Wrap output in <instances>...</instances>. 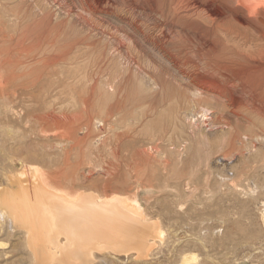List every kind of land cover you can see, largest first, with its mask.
Returning <instances> with one entry per match:
<instances>
[{
    "label": "rangeland",
    "instance_id": "obj_1",
    "mask_svg": "<svg viewBox=\"0 0 264 264\" xmlns=\"http://www.w3.org/2000/svg\"><path fill=\"white\" fill-rule=\"evenodd\" d=\"M148 3L0 0V192L25 169L138 203L161 235L95 264H264V96L229 82L264 54L222 48L203 8L173 21ZM25 231L0 216V264L35 263Z\"/></svg>",
    "mask_w": 264,
    "mask_h": 264
},
{
    "label": "bare ground",
    "instance_id": "obj_2",
    "mask_svg": "<svg viewBox=\"0 0 264 264\" xmlns=\"http://www.w3.org/2000/svg\"><path fill=\"white\" fill-rule=\"evenodd\" d=\"M98 1H100V0H98ZM147 1L150 3L149 7H151V9H153V10L155 9V5L161 4L162 5L161 15H164L167 11L168 15H171V18L173 21H178L179 19L188 20V19H190L189 18L190 17V15H189L190 11L203 8L205 11L208 12L209 17H210L209 20L211 21L212 27L209 29V31H211L212 33H216V34H218V33L223 34V37L225 36V38L228 41V42H224V44H222V48L226 49L229 42L235 44V42L238 39H240L239 41L241 43L238 45L239 48H241V47L247 48L248 47L249 49L255 50V54L256 53L258 55L264 54V8L262 10L259 9L260 5H264V0H147ZM126 2H128V1H126ZM95 4H97V3H95ZM217 4L221 5V6H233L235 9L229 8L230 10H228V12L225 13V12H223L222 9L220 10V9H217L214 7V5H217ZM100 5H102V3ZM103 8H105V7H103ZM129 8H131V7H129ZM141 8H142V6H141ZM153 10H152V12H153ZM239 10L242 12V14H240ZM128 17H129V15H128ZM198 17L200 18V15ZM206 18H208V16ZM126 19H127V17H126ZM134 19H135V17H134ZM201 21L202 20H200V22ZM98 22H99V20H98ZM202 23H205V22H202ZM137 24H140V23H137ZM118 27H120V26H118ZM150 27H152V26H150ZM106 28H107V26H106ZM248 30L252 31L251 36H248L249 35ZM126 31H125V33H126ZM183 31H181V32H183ZM148 32H151V31H148ZM109 34H110V30H109ZM169 34H170V32H169ZM173 34L175 35L176 32ZM127 35H129V34H127ZM167 36H165V37H167ZM184 40H185V37H184ZM201 41L203 42V39L200 40V42ZM239 41H238V43H239ZM198 43H199V41H198ZM189 44H191V43H189ZM201 44H203V43H201ZM193 45H195V44H193ZM196 45H197V43H196ZM235 46H237V45H234V47ZM231 47H233V46H231ZM188 48H189V46H188ZM204 48H206V47H204ZM212 48L217 49V46L216 45L212 46V44H211V49ZM197 50H195V51H197ZM213 51H215V50H213ZM251 53L249 52L248 54L250 55ZM199 54H200V52H199ZM253 54H254V51H253ZM201 57L199 56L198 58H201ZM246 58H248V57H246ZM250 58H252V57H250ZM262 60H264V58ZM260 62L259 63L257 61L252 62V60H251V64H248L243 71H240L241 73H238L232 77H229L230 84L237 85V86L240 84H244V83H245V85L250 84V85L254 86V88H256L255 90L258 93H260L261 95L264 96V63H262V62L260 63ZM190 63H192V62H190ZM192 65H194V64H192ZM214 66H216V65H214ZM210 71H211V69H210ZM220 71H222V70H220ZM199 73H198V75H199ZM207 73H208V71H207ZM212 75L214 76V74H212ZM213 76H211V77H213ZM216 77H218V75ZM204 78H205V76L203 77V80H206ZM220 78H222V77H220ZM209 79H210V77H209ZM210 80H208V81H210ZM227 81H228V79H227ZM202 83H204V82H202ZM215 83L216 82H213L212 85H214ZM209 84L210 83H208V86H209ZM163 85H164V83H163ZM198 86H197V88H198ZM216 86H217V84H216ZM164 87H165V85H164ZM217 87H219V86H217ZM213 88H214V86H213ZM213 88H212V90L214 91ZM233 88H235V86ZM239 89H241V88L239 87ZM238 91H240V90H238ZM240 92H242V91H240ZM246 92H248V91H246ZM251 94H252V92H251ZM237 96H239V95H237ZM244 97H245V95H244ZM21 163L23 164V167L29 169L28 168L29 166L26 167V166H24L23 162H21ZM37 169H38V167H37ZM29 170H31V169H29ZM26 172L27 171H25V169H23L22 171H18L17 177H12L10 179L11 184L17 183L18 186L15 184L17 186V187L15 186L17 189L12 190L11 188H9L11 190H6L4 192H0V216L3 218L7 217L8 220L11 222L13 227H17L19 229L24 228V230L26 229L25 232L27 233V237L29 240V246H30V249L32 250L31 252L33 253L34 260H35L34 264H95L96 261H99V260H97L98 258L95 256V254H97V252L103 253L106 251H113V252L120 254L122 252H129L132 250V251L138 252V254H140V256H141V255H144V253H146V251L152 245V244H149V242L147 241L148 238L149 237H157L158 235H161V231L157 228V225L155 224V222L150 223V222H148V220L146 221V218L143 215V211L138 207V203L136 204V202H133V201L131 202L129 199H125V198H122L120 196H114V195H113L114 197H110V198L109 197L108 198H99V196L97 197L94 195L86 196L87 194L86 195H78L81 193H78L77 196H75V195L72 196L69 194H65L64 189H63V193L58 192L57 190L55 191V187H52L50 183L45 182V181H47V180H45V178H44L45 181L34 179L33 183L31 185H29L30 182L26 184V183L20 181L21 178H24V176L25 177L27 176ZM38 172H39V170H38ZM36 173H37V171H36ZM36 173L34 172V174H36ZM39 174H37V175H39ZM43 176H44V174H43ZM7 177L5 176V179ZM9 177H11V175ZM26 181H27V179H26ZM10 187H12V186H10ZM60 190L61 189H59V191ZM148 252H149V250H148ZM103 254H106V253H103ZM191 258H192V260L194 259L193 256H191ZM186 259H190V258L187 257V258H185V260Z\"/></svg>",
    "mask_w": 264,
    "mask_h": 264
}]
</instances>
